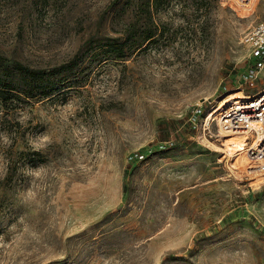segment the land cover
Wrapping results in <instances>:
<instances>
[{
    "label": "rangeland",
    "instance_id": "1",
    "mask_svg": "<svg viewBox=\"0 0 264 264\" xmlns=\"http://www.w3.org/2000/svg\"><path fill=\"white\" fill-rule=\"evenodd\" d=\"M263 11L0 0V264H264V175L216 120L264 88L242 77Z\"/></svg>",
    "mask_w": 264,
    "mask_h": 264
},
{
    "label": "built area",
    "instance_id": "2",
    "mask_svg": "<svg viewBox=\"0 0 264 264\" xmlns=\"http://www.w3.org/2000/svg\"><path fill=\"white\" fill-rule=\"evenodd\" d=\"M250 8L255 0H229ZM248 47V66L242 74L244 83L257 78L264 71V11L259 22L243 38ZM217 124L225 135L246 136L244 157L249 174L264 175V88L258 92L227 100L220 107ZM142 158L136 153L131 158Z\"/></svg>",
    "mask_w": 264,
    "mask_h": 264
},
{
    "label": "bare ground",
    "instance_id": "3",
    "mask_svg": "<svg viewBox=\"0 0 264 264\" xmlns=\"http://www.w3.org/2000/svg\"><path fill=\"white\" fill-rule=\"evenodd\" d=\"M244 96H249V95H243V94H237L236 93V94H233V95L229 96L227 100H233V99H237V98L244 97ZM227 100H225V102ZM214 113L215 112H211L209 114L208 120L212 119V116L214 115ZM247 140H248V138H246V136H240V137L232 136L229 139H227L228 146L225 147L224 150L227 152L228 156H230V157H234V156H237L239 154H243L244 151H245V148H246L245 147V142ZM239 160H241L242 162H246V159H245L244 155H241L239 157Z\"/></svg>",
    "mask_w": 264,
    "mask_h": 264
},
{
    "label": "clouds",
    "instance_id": "4",
    "mask_svg": "<svg viewBox=\"0 0 264 264\" xmlns=\"http://www.w3.org/2000/svg\"><path fill=\"white\" fill-rule=\"evenodd\" d=\"M0 137H3L5 143L10 142L8 138L4 136L3 134H0ZM49 143H50L49 137L44 134L36 135L35 137L29 140V144L31 145L32 150L39 151V152H42L44 149H46ZM30 195L31 194L29 193V196Z\"/></svg>",
    "mask_w": 264,
    "mask_h": 264
},
{
    "label": "trees",
    "instance_id": "5",
    "mask_svg": "<svg viewBox=\"0 0 264 264\" xmlns=\"http://www.w3.org/2000/svg\"><path fill=\"white\" fill-rule=\"evenodd\" d=\"M8 58L3 57L0 55V60L1 61H5ZM15 70L17 72V74H20L23 78L30 80V79H34V70L32 68H30L29 66L21 63V62H17L15 65ZM2 81V80H1ZM5 85V84H3ZM3 91H8V90H3Z\"/></svg>",
    "mask_w": 264,
    "mask_h": 264
}]
</instances>
